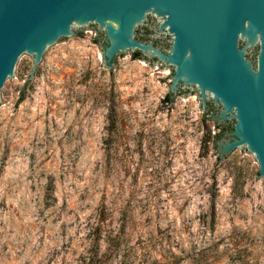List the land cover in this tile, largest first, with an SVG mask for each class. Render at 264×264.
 I'll return each mask as SVG.
<instances>
[{
    "label": "rangeland",
    "instance_id": "rangeland-1",
    "mask_svg": "<svg viewBox=\"0 0 264 264\" xmlns=\"http://www.w3.org/2000/svg\"><path fill=\"white\" fill-rule=\"evenodd\" d=\"M165 19L136 39L169 51ZM104 36L106 25L75 26L9 82L0 264H264V177L246 144H222L235 119L211 92L204 104L198 86L175 89L158 56L107 58ZM239 42L256 67L259 42Z\"/></svg>",
    "mask_w": 264,
    "mask_h": 264
},
{
    "label": "water",
    "instance_id": "water-1",
    "mask_svg": "<svg viewBox=\"0 0 264 264\" xmlns=\"http://www.w3.org/2000/svg\"><path fill=\"white\" fill-rule=\"evenodd\" d=\"M156 13L173 35L169 51L136 39V29ZM99 24L106 25L107 58L140 49L175 66V89L198 86L204 104L211 92L222 116L235 119L233 139L222 144H246L264 177V0H0V106L29 53L44 62L50 45L75 37V26ZM240 35L247 45L259 42L256 67Z\"/></svg>",
    "mask_w": 264,
    "mask_h": 264
},
{
    "label": "trees",
    "instance_id": "trees-1",
    "mask_svg": "<svg viewBox=\"0 0 264 264\" xmlns=\"http://www.w3.org/2000/svg\"><path fill=\"white\" fill-rule=\"evenodd\" d=\"M134 54H136V55H140L141 53L140 52H135ZM172 96H173V93L172 92H169L168 94H167V97H168V100L169 101H172ZM24 99V96H22L21 98H20V101H22ZM97 231L99 232V233H101V231H102V226L101 225H99L98 227H97ZM96 245H97V242H96Z\"/></svg>",
    "mask_w": 264,
    "mask_h": 264
}]
</instances>
